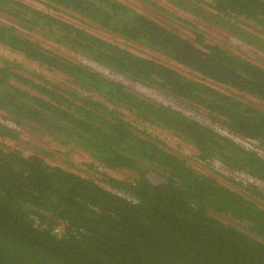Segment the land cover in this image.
<instances>
[{
  "label": "trees",
  "instance_id": "trees-1",
  "mask_svg": "<svg viewBox=\"0 0 264 264\" xmlns=\"http://www.w3.org/2000/svg\"><path fill=\"white\" fill-rule=\"evenodd\" d=\"M42 1L173 67L17 1L0 0V15L9 22L0 23V46L68 84L60 88L0 59V115L6 123H0V141H17L7 123L25 126L88 153L99 168L129 176L81 177L0 145V264H264V193L252 184H239L240 192L229 189L142 138L123 118L170 132L192 146L199 161L219 162L264 185L258 153L264 110L205 84L264 103V70L217 46L201 50L117 0ZM163 1L211 23L242 20L264 33V0ZM32 35L202 110L222 133L43 48ZM237 35L264 52L263 39ZM150 172L163 181L152 184Z\"/></svg>",
  "mask_w": 264,
  "mask_h": 264
},
{
  "label": "rangeland",
  "instance_id": "rangeland-1",
  "mask_svg": "<svg viewBox=\"0 0 264 264\" xmlns=\"http://www.w3.org/2000/svg\"><path fill=\"white\" fill-rule=\"evenodd\" d=\"M13 1L24 4L36 11L46 13L58 20H61L64 23L80 28L93 36L101 37L103 38V40L108 41L111 44L116 45L122 49H125L133 55L149 60H154L159 63H164L168 66L171 65L173 67L172 64L149 52L144 47L120 40L116 37H112L105 32H101V30L95 29L93 26L77 18L76 16L70 15L59 9H54L46 5L42 0ZM117 1L133 9L142 16L160 24L162 27L168 29L171 33L177 35L179 38L193 45H196L201 50L204 49L203 46H217L223 50L230 52L233 55L249 61L250 63L264 70V52L259 50L255 45H251L247 41L243 40L241 36L237 35L239 33H248L254 38L256 36L264 40V33L250 22L230 19L229 21H227V19H225L223 23H211L207 20L195 17L191 13H188L182 9L178 10L174 6L164 3L163 0H148L147 3L140 0ZM0 23L8 24L9 22L0 15ZM32 37L34 40L38 41L43 48L52 50L65 59L73 61L89 70L99 73L109 80L119 82L134 93L143 96L153 102L170 106L184 116L193 119L201 125L208 126L213 130L222 133V128L214 123L212 121V118L202 110L191 108L182 102L164 95L163 93L151 90L140 84L130 82L122 78L121 76H117L109 72L108 70L90 62L89 60H86L81 56L70 52L69 50L58 47L51 42H47L46 40L39 38L38 36L32 35ZM198 40L201 41V44L198 43ZM0 59L14 62L17 65H20L26 71V73L34 74L44 82L47 81L60 88H65L68 85L64 76L58 73L51 72L50 70L36 63L27 61L21 55L12 52L11 50H8L7 48L2 46H0ZM177 69L183 75L190 77L187 70L180 68ZM205 84L211 88H215L221 93L234 97L237 100L243 101L255 109L261 111L264 110V103L262 102L256 101L244 95L237 94L236 92H233L229 89L219 88V86L213 85L208 81H205ZM92 98L95 99V97L93 96ZM123 118L127 122H130L132 124L131 126L134 128V130H136V132H138L137 134H139L142 138L158 143L165 150L185 160L196 171L216 179L220 184L228 187L229 189L235 192H240L242 191V188L239 187V184H252L256 186L258 190L264 193V185L260 182L253 181L245 175L231 173L227 171L225 167L221 166L219 162L214 161L212 163L199 161L195 149L192 146L186 145L172 133L152 128L142 123H135L132 121V118L124 117V115ZM1 121L6 124L0 115V123ZM7 127L15 130V132L17 133V141L15 143L0 141V145L3 147V149L4 146H6L7 149L19 147L25 156L36 155L51 166L60 167L81 177L88 178L96 176V172L106 173V176L120 180L126 179L128 176L122 172H108V170L106 169L99 168L96 165L92 164L93 160L89 157L88 153L79 149L70 148L69 146H60L59 144L53 142L51 139L46 138V136L44 135L39 137L36 134L32 133L30 128L28 127H16L10 123H7ZM250 145L256 146L255 144ZM259 150V155L264 158V147ZM147 178L152 184L160 183L163 181L153 172L148 173ZM98 185L103 187V185L99 181ZM222 221L225 224L236 227L233 223L227 220L222 219ZM56 231L58 233H61V227H58Z\"/></svg>",
  "mask_w": 264,
  "mask_h": 264
},
{
  "label": "built area",
  "instance_id": "built-area-1",
  "mask_svg": "<svg viewBox=\"0 0 264 264\" xmlns=\"http://www.w3.org/2000/svg\"><path fill=\"white\" fill-rule=\"evenodd\" d=\"M246 145H247V144H246ZM246 147H247V148H250V146H248V145H247ZM236 174H237V173H236ZM241 175H242V174H241Z\"/></svg>",
  "mask_w": 264,
  "mask_h": 264
},
{
  "label": "clouds",
  "instance_id": "clouds-1",
  "mask_svg": "<svg viewBox=\"0 0 264 264\" xmlns=\"http://www.w3.org/2000/svg\"><path fill=\"white\" fill-rule=\"evenodd\" d=\"M23 156H25V155L23 154Z\"/></svg>",
  "mask_w": 264,
  "mask_h": 264
}]
</instances>
